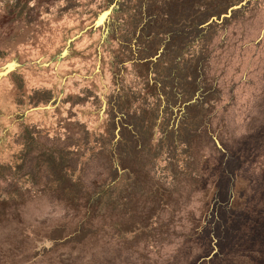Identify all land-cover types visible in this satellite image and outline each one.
<instances>
[{
  "label": "rangeland",
  "instance_id": "rangeland-1",
  "mask_svg": "<svg viewBox=\"0 0 264 264\" xmlns=\"http://www.w3.org/2000/svg\"><path fill=\"white\" fill-rule=\"evenodd\" d=\"M0 264H264V0H0Z\"/></svg>",
  "mask_w": 264,
  "mask_h": 264
}]
</instances>
